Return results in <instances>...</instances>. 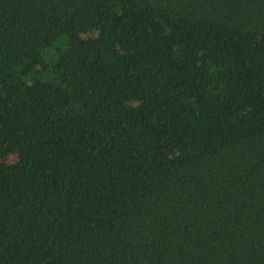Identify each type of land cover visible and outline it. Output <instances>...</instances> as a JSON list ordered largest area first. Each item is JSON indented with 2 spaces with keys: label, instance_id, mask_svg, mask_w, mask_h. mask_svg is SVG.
<instances>
[{
  "label": "trees",
  "instance_id": "obj_1",
  "mask_svg": "<svg viewBox=\"0 0 264 264\" xmlns=\"http://www.w3.org/2000/svg\"><path fill=\"white\" fill-rule=\"evenodd\" d=\"M0 264H264V0H0Z\"/></svg>",
  "mask_w": 264,
  "mask_h": 264
}]
</instances>
